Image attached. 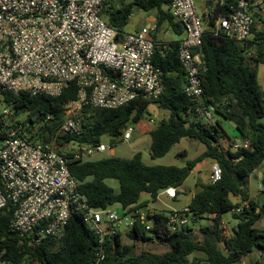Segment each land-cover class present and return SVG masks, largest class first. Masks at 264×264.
Wrapping results in <instances>:
<instances>
[{
  "label": "built area",
  "instance_id": "built-area-1",
  "mask_svg": "<svg viewBox=\"0 0 264 264\" xmlns=\"http://www.w3.org/2000/svg\"><path fill=\"white\" fill-rule=\"evenodd\" d=\"M107 3L108 0H0V100L3 91L56 96L70 81L78 86L76 99L61 104L62 120L48 141L39 137L37 124L25 120V111L15 114L13 105H0L4 132L0 140V211L8 202L13 204L10 227L28 244H39L49 235L61 234L71 213L82 212L96 235L92 264H104L106 240L132 228L136 216L146 230L152 226V212L167 216L170 231L194 227L205 219L192 215L187 205L151 212L145 205L93 208L69 170V160H92L109 149L102 141L58 143L63 135L81 133L82 105L117 108L136 98L157 99L163 91V70L153 63L155 46L160 43L153 37L155 21L117 31L101 16ZM165 8L183 29L177 39V57L185 75L184 91L192 101L191 112L197 119L214 124L217 117L213 106L204 101L200 76L202 60L198 49L205 24L215 37L246 43L256 29L264 26V0H204L201 11L195 0H170ZM51 118L48 114L41 123ZM148 122L154 123L152 114ZM135 128L126 124L118 138L128 141ZM231 146L246 148L249 141L231 140ZM220 176L221 168L213 160L209 182ZM260 187L263 189L262 184ZM159 194L174 198L176 188L166 187ZM249 207V199L236 198L229 212L239 214ZM205 216L210 220L213 215ZM225 224L221 217L219 228L227 238L233 228L226 233ZM253 252L259 257L256 264H264L262 251ZM5 263L0 253V264Z\"/></svg>",
  "mask_w": 264,
  "mask_h": 264
},
{
  "label": "trees",
  "instance_id": "trees-1",
  "mask_svg": "<svg viewBox=\"0 0 264 264\" xmlns=\"http://www.w3.org/2000/svg\"><path fill=\"white\" fill-rule=\"evenodd\" d=\"M170 0H108L101 10L107 24L124 31L134 8L143 11L155 10L156 28L154 39L163 27L180 36L183 32L180 22L164 8ZM155 46L153 63L163 70V91L157 99L136 98L117 108L81 107V133L76 136L63 135L58 143L69 140L98 143L102 135L110 136L116 142L123 126L133 124L141 133L150 135L151 157L164 156L170 148L184 136L200 140L205 150L186 165L146 164L142 154L136 151L129 158L115 156L87 161L69 160L71 174L79 183V189L93 208H105L119 204L122 207L147 205L140 201L142 193L156 199L158 193L169 186L180 192L179 186L187 178L195 165L204 158H212L221 168V176L215 182H198L197 190L187 206L192 215L209 218L211 224H199L198 230L186 226L170 231L167 216L162 212H152L149 218L152 226L146 230L142 220L136 216L135 222L126 235L131 239L147 241L152 232L165 246L164 252L141 250L133 252L132 246L121 243V233L116 232L107 239L104 264H197L200 258H189L195 251L203 253L205 264H241L243 258L258 249L264 260V228L256 222L264 220V202L259 207V197H250L248 177L264 160V90L258 82V65L264 64V26L256 29L254 36L246 43L233 39L215 37L205 24L202 43L198 51L201 55L203 97L213 106L214 112L233 122L235 129L249 146L233 149L222 148L218 140L226 131L220 119L214 124L197 119L192 114V101L184 91L185 75L177 57V39ZM252 49L253 53H248ZM78 86L68 82L56 96L29 95L20 91L2 92V103L13 105L15 114L26 112L25 120L39 126V137L48 141L62 120L61 104L76 99ZM149 103L158 109H166L167 117L160 119L150 128L142 125L143 116L148 112ZM48 114L52 118L41 123ZM140 127V128H139ZM4 132L0 125V140ZM231 142V140H230ZM114 179L118 190L106 183ZM260 182L264 193V169L260 172ZM1 185V181H0ZM249 199L250 207L239 214L232 213L238 222L229 237H223L219 228L221 214L230 211L235 201ZM13 204L8 202L0 211V253L6 262L19 264H92L96 248V235L83 219L82 212L73 211L59 235H49L39 244H28L25 239L11 229L10 219ZM259 208V209H258Z\"/></svg>",
  "mask_w": 264,
  "mask_h": 264
},
{
  "label": "rangeland",
  "instance_id": "rangeland-1",
  "mask_svg": "<svg viewBox=\"0 0 264 264\" xmlns=\"http://www.w3.org/2000/svg\"><path fill=\"white\" fill-rule=\"evenodd\" d=\"M119 2L120 0H116ZM129 1V0H123ZM199 11H201L203 7L204 0H195ZM155 10L151 11H143L138 8H134L132 15L130 16L127 25L125 26V30H132L135 27H139L141 25H151V22L148 20L150 15H154ZM160 36L165 41H171L177 38V35L174 34L171 29L166 28L164 25L160 29ZM253 53L252 49L248 52ZM258 82L262 90H264V64L258 65ZM2 101L0 100V105H2ZM169 115L168 110L160 109L158 116H153L154 123L150 124L148 122L149 115H144L141 124L153 128L157 125L158 121L164 117ZM216 117L220 119L222 127L226 131V136L222 137L218 140V144L222 148H228L229 144H231L230 140H236L238 142L242 141V137L235 129V127L231 124L230 121L222 118L220 115L216 114ZM23 116V115H22ZM140 128V127H139ZM101 141L108 146L109 149L100 152L92 157L93 159H100L103 157L115 156L119 158H129L135 153L136 151H140L142 154V161L146 164H173L177 166H184L186 165L188 160H191L201 154L206 146L203 142L196 138L184 136L180 139L179 142L175 143L170 150L162 157L153 158L151 157V149H150V135L146 133H141V131L137 128L132 133L131 138L126 141L122 142L120 138L117 139L116 142H113L108 135H102ZM212 159V158H211ZM209 158H204L202 161L198 162L197 166L191 170L187 178L184 180L181 191L179 192L178 197L175 200H171L165 195H160L158 199H151L149 194L142 193L140 195V200L148 202L149 212L151 211H161V210H170V209H180L185 206L186 203L189 202L192 190L196 186L198 182H209V174H210V167L211 162ZM264 169V160L261 164L251 173L248 177V192L251 197L257 199L261 194V182L259 179L258 174L263 171ZM234 201L236 199L234 198ZM112 208L119 209V204H113ZM145 211H148L145 209ZM221 217L226 222L224 225L226 230L225 232H230L232 228L237 224V218H234L231 212L225 211L221 214ZM211 224L212 221L208 220L207 218L199 220L198 223L194 225V229L197 231L199 224ZM256 226L264 228V221L259 220L256 222ZM150 237L149 240L143 241L138 239H131L126 235V232L123 231L121 234V243L132 246L133 252H140L141 250H150L153 252H164L167 250V246L163 245L155 235L148 231L147 233ZM197 257L200 258L198 261L196 260L197 264H205L204 261L201 259L203 258V253L195 251L189 258ZM258 254L256 252H251L250 254L246 255L241 264H256L258 260ZM5 264H13L10 262H6ZM19 264H27L26 261H23Z\"/></svg>",
  "mask_w": 264,
  "mask_h": 264
},
{
  "label": "crops",
  "instance_id": "crops-1",
  "mask_svg": "<svg viewBox=\"0 0 264 264\" xmlns=\"http://www.w3.org/2000/svg\"><path fill=\"white\" fill-rule=\"evenodd\" d=\"M166 6H164V8H165ZM148 20L151 22V24H152V22L153 21H155V17H154V15H150L149 17H148ZM141 26H143V25H141ZM140 27V26H139ZM138 27H135L134 29H137ZM133 30V29H132ZM157 38L158 39H160V40H163V41H165L164 39H162L161 38V36H160V31L157 33ZM179 38V36H177V38L176 39H178ZM173 40H175V39H173ZM165 42H168V41H165ZM242 140H243V138H242ZM207 158H209V157H207ZM210 160H213V159H211V158H209ZM213 162V161H212ZM212 162H211V164H212ZM198 164H196L195 166H197ZM195 168V167H194ZM211 168V167H210ZM258 176H260L259 174H258ZM106 181V183L108 184V185H110V186H112L113 188H114V190L115 191H117L118 190V183H117V181L116 180H114V179H106L105 180ZM202 182V181H201ZM204 183V182H203ZM205 183H207V182H205ZM182 185H183V183L179 186V190L181 191V188H182ZM197 188H198V186L196 185L194 188H193V190H192V195H193V193L197 190ZM148 194V193H147ZM160 195H162V194H159L158 195V198H159V196ZM164 195V194H163ZM178 195H179V193L177 194L176 193V196L174 197V198H170V197H168L169 199H171V200H175L177 197H178ZM191 195V196H192ZM150 196V195H149ZM252 195H250V197H251ZM167 197V196H166ZM158 198H156V199H158ZM236 199V198H235ZM140 200V199H139ZM141 201V200H140ZM188 203H186L185 205H187ZM145 206H147V207H149L148 206V203H147V205H145ZM202 264V263H201Z\"/></svg>",
  "mask_w": 264,
  "mask_h": 264
},
{
  "label": "water",
  "instance_id": "water-1",
  "mask_svg": "<svg viewBox=\"0 0 264 264\" xmlns=\"http://www.w3.org/2000/svg\"><path fill=\"white\" fill-rule=\"evenodd\" d=\"M148 112L150 114H152L153 116H158V113H159V109L158 107L156 106V104L154 103H149L148 105ZM231 124L234 126V123L231 122ZM260 175V173H259ZM264 202V193H262L260 196H259V207L260 205ZM259 209V208H258Z\"/></svg>",
  "mask_w": 264,
  "mask_h": 264
}]
</instances>
